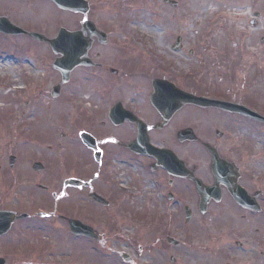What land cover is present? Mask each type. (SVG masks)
I'll use <instances>...</instances> for the list:
<instances>
[{"label": "flooded vegetation", "instance_id": "obj_1", "mask_svg": "<svg viewBox=\"0 0 264 264\" xmlns=\"http://www.w3.org/2000/svg\"><path fill=\"white\" fill-rule=\"evenodd\" d=\"M19 3L31 4L45 15V21L35 24L37 31L49 37L62 27L77 33L75 44L83 47L88 61L72 72L71 81L54 101L76 102V91H83L87 101L71 113L79 121L75 128L83 127L80 139L82 132L96 138L101 154L98 177L105 180L94 182L92 171L91 175L76 172L70 176L81 181V186L64 182L63 192L71 190L86 203L80 211L73 210L71 217L87 218L94 204L105 215L123 211L120 203L129 194L109 183L113 163L119 159V166L131 169L135 190L150 185L144 196L139 192L136 196L141 200L139 209L170 218L157 240L146 242L150 249L160 251L152 258L153 264H264V172L259 171V163L252 162V147L240 142L241 125L263 132L264 123L183 101L184 94L191 92L243 105L264 116V36L204 42L191 41L183 34L155 39L121 29L115 32L102 0H82L85 12L61 10L50 0H0V17L26 25L12 12ZM15 37L29 39L0 32V51L10 48ZM8 72L1 68L3 82L10 81ZM190 128L198 140L185 132ZM137 141L140 150L134 152L129 145ZM37 145L44 148L43 142ZM150 146L165 158L175 159L177 168L146 152ZM42 161H47L43 168ZM54 168L41 150L30 155L18 151L14 163L0 156V211L15 214L11 231L19 234L21 229L45 228L41 211L49 197H57ZM196 182L209 192L201 195ZM229 183L242 188L252 207L235 200ZM125 184L130 185L121 182ZM93 192L106 199L105 205L90 199Z\"/></svg>", "mask_w": 264, "mask_h": 264}, {"label": "rangeland", "instance_id": "obj_2", "mask_svg": "<svg viewBox=\"0 0 264 264\" xmlns=\"http://www.w3.org/2000/svg\"><path fill=\"white\" fill-rule=\"evenodd\" d=\"M102 1V9L108 13L107 18L115 32H120L125 27L124 18L130 17L123 33L155 36L183 33L191 41L204 42L209 38L205 37L206 34L213 35L215 40L228 39L237 42L241 38L249 39L243 37L244 34H264V0H176L180 3L178 9H174L164 0ZM129 1H135L136 4L129 7ZM240 7L249 13L238 16ZM12 12L15 17H22L30 25L36 22L38 26L45 19V15L29 4H16ZM250 19H257L255 26L250 25ZM52 55L47 46L31 39H16L13 47L0 51V70L6 68L10 71L8 85L0 79V91L5 90L0 93V156H7L8 162L10 150L15 149L14 143L20 139L17 134L21 132L24 140L29 142L22 147V153L30 155L32 152H39L40 149L36 147L38 139L35 138L38 137L45 141L44 154L49 157V164L55 166L54 173L62 187V182L73 173L88 172L91 175L92 171H97L99 165L81 142L80 133L83 127L76 129L75 123L78 124L79 121L76 122L75 116L70 114L87 101L83 91H76L75 94L79 97L76 102L63 104L53 101L50 95L51 88L60 82L59 74L52 68ZM86 84L82 83L84 87ZM28 126L29 134L26 132ZM240 130V142L244 147H252V162L259 163V171L264 172V131L244 125H241ZM62 132L66 135L65 139L59 138ZM59 144L61 146L57 148ZM77 160L82 162L78 163ZM119 167L117 159L113 163L114 171H111L110 176L118 177V180L116 184L114 180L109 183L119 187L123 194L129 193L130 198L125 200L126 208L135 204L138 207L139 204L133 196L138 197V192L144 196L145 189L150 185L135 190V181L131 178L132 171L129 166ZM130 178L132 180L129 181ZM121 182L130 185L126 189L121 187ZM73 195V191H68L64 199L59 201L57 208L61 214L70 216L75 214L72 209L81 210L84 204L82 198ZM55 205V200H51V206ZM92 206L93 211L85 219L100 234L106 233L102 244L73 237L67 229V221L56 217L53 221L46 222L43 229H21L19 234L12 237L14 232L9 238L0 241V257H4L7 264H153L152 258L160 251L152 250L148 245L152 243V238L157 240L160 232L167 229L170 221L165 214L143 209V215H140L133 208L134 213L123 212L114 216V213L105 215L102 208L95 204ZM9 250L12 251V257H7ZM123 253H128L134 262L124 261Z\"/></svg>", "mask_w": 264, "mask_h": 264}, {"label": "water", "instance_id": "obj_3", "mask_svg": "<svg viewBox=\"0 0 264 264\" xmlns=\"http://www.w3.org/2000/svg\"><path fill=\"white\" fill-rule=\"evenodd\" d=\"M166 1L171 2L170 0H166ZM57 2L59 3V5L61 7L70 8L68 6H64V4H70V0H57ZM7 25L8 24H5L4 22H2L0 20V27L1 28H4ZM8 30H10V32H13V33H24L25 32V31L13 26V25H10V24H9L8 29H6V27L4 29V31H8ZM25 33L30 35L31 37L37 39V40L49 41L51 43V46H52L53 50L55 51V53L62 55L61 58H58L55 61L54 67L62 72L63 77H64V81L68 80L70 73L74 67H76L80 64H86V61L84 60V58L82 56L72 55L71 51L73 50V47L71 46V36H70V33H68L67 31L62 30L60 32V35L56 39H52V40H50V39L46 38L45 36L38 34V33H28V32H25ZM189 100L191 103H195V104H201V105L208 104V103H206L207 101L205 99L197 98L194 96H191ZM260 119L264 121V118H260ZM94 198L97 199L96 197H94ZM6 220L10 221V217L7 218ZM69 223L71 226V230L74 233L83 234V235H86L89 237H97L94 230L91 229L89 226H86V225H84L81 222H78L76 220H70ZM7 231H8V229H0V235L7 232ZM125 258H127V256H125ZM0 264H5V260L0 259Z\"/></svg>", "mask_w": 264, "mask_h": 264}, {"label": "bare ground", "instance_id": "obj_4", "mask_svg": "<svg viewBox=\"0 0 264 264\" xmlns=\"http://www.w3.org/2000/svg\"><path fill=\"white\" fill-rule=\"evenodd\" d=\"M212 11H214L213 9H212ZM249 13V11L247 12H245L244 11V8L243 7H241V10H240V14H238V16H241V15H246V14H248ZM31 64V63H30Z\"/></svg>", "mask_w": 264, "mask_h": 264}]
</instances>
